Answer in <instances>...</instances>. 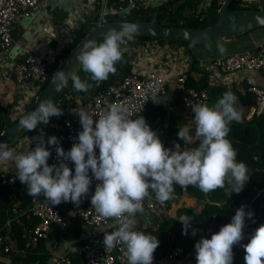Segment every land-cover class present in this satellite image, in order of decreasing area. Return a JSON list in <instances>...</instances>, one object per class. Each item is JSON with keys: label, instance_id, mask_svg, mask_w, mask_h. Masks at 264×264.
<instances>
[{"label": "clouds", "instance_id": "obj_1", "mask_svg": "<svg viewBox=\"0 0 264 264\" xmlns=\"http://www.w3.org/2000/svg\"><path fill=\"white\" fill-rule=\"evenodd\" d=\"M137 31V26L129 23L119 30L109 29L102 41L86 39L76 57L78 67L67 72L57 71L53 81L66 87L71 79L76 91L87 92L91 85L81 79L78 70L89 74L97 84L107 80L117 71L116 63L123 59L121 46L125 39L133 40ZM217 48L221 54L226 52L223 44L218 43ZM151 100L159 102L155 97ZM236 104L237 97L229 90L214 105H190L199 144L187 147L193 142L192 126L180 125L177 136L185 147L175 143L174 150L165 148L143 115L132 118L124 104H109L100 114L89 113L79 106L74 113L82 130L70 150L66 151L55 135L47 139L41 136L34 148L30 145L19 153L7 142H0V167L3 162L11 161L17 169L12 182L18 178L27 186L28 195L33 198L43 195L52 205L69 201L78 205L89 195L94 177L99 183L91 194V204L114 225L112 232L103 231L106 248L122 245L124 264H153L160 241L156 235L135 228L136 214L143 213V201L149 197V189L164 203L173 198L174 185L185 190L192 185L205 195L224 189L232 196L240 193L248 182V167L245 162L237 161V151L227 138L230 123L242 122V109ZM62 114L63 109L52 99H44L19 119V126L31 132L38 124L47 125L51 117ZM49 145L55 147L58 164H49ZM68 161L74 164V174ZM208 203L222 206L211 200ZM253 216L242 205L218 232L198 240L196 264H233V248L244 239L246 217ZM178 220L183 225L182 234L187 235L193 217L184 214ZM197 231L193 228L192 235ZM242 247L245 264H264V223L250 234Z\"/></svg>", "mask_w": 264, "mask_h": 264}, {"label": "crops", "instance_id": "obj_2", "mask_svg": "<svg viewBox=\"0 0 264 264\" xmlns=\"http://www.w3.org/2000/svg\"><path fill=\"white\" fill-rule=\"evenodd\" d=\"M165 1L166 0L156 2L155 7L164 4ZM206 1L208 0H198L197 6ZM90 3H92V9L89 14L84 15L82 23L95 13H97L99 17V14L103 9L106 10L107 13L124 12L130 17L133 10L139 9L140 7H143L144 9L148 8H145L139 3L134 4L132 1L129 2L128 0H44L40 3L37 12L12 25L11 35L13 43L9 51L2 53V57L6 60L14 56V59L19 61L24 57L26 51L30 49L34 39L43 27L58 28L70 13L75 14L73 17H76L79 14V10L83 6L90 5ZM212 3L216 4V2L212 0L207 6ZM239 5L246 9L264 10V0H239ZM218 43L224 45L226 49L224 54L219 52L217 48ZM262 43H264V27L244 33L237 37L222 38L208 43H193L190 47H185L177 41H170L167 39L148 38L140 40L137 43L125 39V45L123 48L135 53V59L131 71H137L139 74L157 71L162 74L166 80L164 93L156 98L159 102L153 100L150 101L148 107L151 108L148 109L147 107V110L144 111V113L151 112L150 116L161 110H164V114L157 117L153 122H149L148 116H145L147 123L157 133L161 140H166L171 121H178L176 124V127L178 128L180 125H191L192 129L195 127L193 118L194 113L192 109L184 107L181 100L171 103L176 89H181L183 92V86L178 83L177 75L178 73L184 72L190 74L195 80L199 79L201 76L205 77L208 83L206 91L209 97V105H214L217 102V94L213 91L215 87H221L219 92L221 96L226 91H232L237 97L236 107L242 109V118H245V114L249 110L245 104L252 103L253 101V94L249 92L248 88L252 84H255L264 91V73L257 70L246 69H241L236 72H221L213 66L211 61L216 57L254 50ZM190 52L195 59L191 70H189ZM20 93L21 89L18 88L15 80H6L1 79L0 77V105H6L5 108L0 106V126L5 125V122H7L3 112L8 105L17 104V102L21 100L22 97L18 100H14V98L18 97ZM66 96L69 95L66 94ZM82 99H84L85 104L82 103ZM91 99L92 98H89L88 94H84V96L81 94L74 95L73 101H68L64 104L63 112L65 114L63 117L76 116L74 109L80 106L85 110ZM154 104L155 106L152 107ZM144 113H141L138 116H144ZM26 135L27 134H24L17 143L11 147V149L19 153L24 151L30 145L34 148L39 137L43 136L44 139H47L51 136L43 127H40L28 136ZM192 135L194 142L197 139V137H195V128ZM16 174L17 169L11 161L3 162L2 167H0V179L3 184L12 190L13 198L22 195L25 190V187H22L18 178L15 179V182H12L13 178L16 177ZM208 201L207 197L199 200L190 196L187 192H183L181 195L173 193V198L170 199L168 204H166V210L164 213H159L156 207H153V209L143 208V213H137L136 218L138 222L135 225V228L141 227L154 229L161 220L176 217L177 209L180 207H186L194 212H201ZM19 206L20 201H17L12 206L19 212L16 217H13L11 207L6 220L0 228L4 234L5 243L10 247L9 252L3 253L1 264H23L22 258L26 255L28 249L39 250L40 255L43 253L46 255L47 264H55L57 257L64 253V251L70 250L71 255L72 253H79L78 248L86 238L95 234H100L103 231H108L110 228L90 227L81 222L82 231L80 235L74 239H66L64 233H66L68 224L77 216L75 215L73 206H68L61 202V207H59L62 209V213L68 222L66 228L63 229L58 225L53 224L49 236L44 239H38L37 242L32 240V228L31 230L29 229L31 222H33V220L36 221V219L31 215L28 209L19 211ZM27 210L28 218H23L21 215ZM66 241H68V243L65 245L64 243ZM240 250L241 249H237L235 251L239 252ZM38 263L39 262H34L31 264ZM123 263L124 259L116 261V264ZM153 264H192V262L187 256L174 260H168L164 257L159 260L153 259Z\"/></svg>", "mask_w": 264, "mask_h": 264}, {"label": "built area", "instance_id": "obj_3", "mask_svg": "<svg viewBox=\"0 0 264 264\" xmlns=\"http://www.w3.org/2000/svg\"><path fill=\"white\" fill-rule=\"evenodd\" d=\"M42 1L44 0H0V77L1 79L15 80L18 88L23 93L21 100L17 104L8 105L3 112L4 117L8 121H15L21 118L31 101L38 98L43 81L64 60L62 56L63 51L73 43L74 32L82 24L84 15L89 14L92 9V3H90V5L83 6L76 17H73L75 14L70 13L58 28L43 27L44 30L42 29L37 34L30 49L26 51L22 59L16 61L14 56H12V58L4 60L2 53L9 51L13 43L11 35L12 25L37 12ZM128 1H132L134 4L139 3L146 8L156 6V2H162L163 0ZM211 1L208 0L203 4H198V10H202ZM214 1L219 11L227 0ZM106 13L107 11L103 9L99 14L97 22L104 21V14ZM211 62L221 72H236L241 69H246L264 73V43L260 44L254 50L216 57ZM186 77V72L178 73V83L183 86ZM165 86V78L157 71H150L143 74L134 71L122 80L107 85L98 95L92 97L85 111L100 114L107 105L117 103L126 105L132 118H136L139 114L146 111L153 97L157 98L164 93ZM248 90L253 94V104L245 114V119L258 116L264 110V91L255 84L249 86ZM110 97H112V100H110ZM208 98L206 90L184 87L181 102L184 107L192 109L190 105L208 103ZM0 106H3L2 108L6 107V105ZM96 118L94 117V119ZM81 130L82 126L79 123V117L77 115L74 117L65 116L61 119V126L59 125L58 132L55 136L60 139L61 145L67 151L76 142L78 133ZM175 143H180L182 148L185 147L184 142L174 141L171 144L173 150ZM49 147L51 149L49 164H58L59 159L55 147L51 145ZM187 147L194 148L195 146L190 144ZM97 154H99V149H97ZM68 163L73 168L74 174V164L71 161H68ZM97 183L99 181L93 177L89 195L82 198L78 205L71 201L63 203L68 206H73L75 215L83 224L90 227H110L106 232H112L114 230L113 221L100 215L91 204L90 197L94 193ZM149 193V197H146L143 201V208L153 209V207H156L159 213H164L166 210V202L161 203L158 201L155 193L151 189H149ZM28 210L36 219L31 230L33 241L47 238L53 224L63 229L67 226L68 222L61 208L58 205H52L43 195L35 198L31 197L28 203ZM12 214L13 217L19 214L15 207H12ZM255 229L253 223L246 217L244 237L250 236ZM9 250L10 247L5 243L4 234L0 230V264L2 263L3 253L9 252ZM78 251L81 255L80 260H74L71 257L70 250H66L57 257L55 264H116L117 260L125 259V250L122 245L117 244L113 248H106L104 244V232L86 238L78 248ZM233 252L236 251L233 250ZM186 256L190 258L192 264H196L195 250L191 253L185 252L182 247H171L165 258L174 260Z\"/></svg>", "mask_w": 264, "mask_h": 264}, {"label": "trees", "instance_id": "obj_4", "mask_svg": "<svg viewBox=\"0 0 264 264\" xmlns=\"http://www.w3.org/2000/svg\"><path fill=\"white\" fill-rule=\"evenodd\" d=\"M197 3L198 0H166L164 4H161L157 7L153 6L146 9L140 7L139 9L133 10V13L129 19L142 21L153 20L168 26L177 25L195 28L206 27L213 24L219 13L217 4L212 3L211 5L204 7L202 10H198ZM228 7L230 10L246 9L245 7L239 5V0H231ZM97 18L98 14L95 13L76 29L74 32L73 43L65 51H63V58H65L69 49L75 45V43L84 35V33L96 25ZM148 38L163 39L159 37L135 35L131 42L137 43L140 40ZM102 40L103 37L97 39L98 42ZM177 42L184 45L185 47H190L193 44L186 40H179ZM124 45L125 44L123 43L121 46L123 49V59L116 63L117 71L115 74H110L107 80L97 84V82L90 79L89 74L78 70V74L81 76V79L86 80L91 85L88 91H76L73 88L71 79H69L68 85L66 87L61 85L57 89L53 102L63 109V106L66 102L73 101L74 95L81 94L84 96V94H88L89 98H92L98 95L107 85L114 84L129 75L132 72L131 70L133 61L135 59V53L130 50H125L123 48ZM189 56V70H191L195 59L191 52L189 53ZM207 84V80L204 76H201L199 79L195 80L190 74L187 73L183 88L192 87L197 90H206L208 87ZM220 90L221 87H215L213 89V91H215L217 94V100L221 97V94L219 93ZM66 94L69 96H66ZM181 95L182 90L176 89L171 103L181 100ZM252 103H247L245 106L249 108ZM153 106H155V104L152 105V107ZM149 108L151 107H148V109ZM64 114L65 113L63 112V114L59 117H51L47 125L41 123L40 126L33 131L43 127L51 136L56 135L59 125L61 126L60 119L64 116ZM150 114L151 112H146L144 113V117L148 116L149 122H153V120H155L157 117L164 114V110L154 113L151 116ZM18 120L19 119L15 121ZM15 121L7 120L5 125L0 126V134L4 131L6 125L12 124ZM177 122L178 121L170 122L168 136L166 140H161L165 148H170L174 141L184 142L177 136L179 131V128L176 127ZM194 128L195 127H193L192 132H194ZM229 128L230 131L227 138L231 141L233 147L237 151L236 159L237 161L245 162L248 167V174L250 178L244 189L238 194L233 193L232 196L226 194L224 189H217L214 192L205 195L198 188H195L192 185H189L186 190L179 185H174V194L176 195H181L183 192H187L190 196L196 199L201 200L207 197L208 200L220 202L222 206L216 207L212 203H206L201 212H194L186 207H180L177 209L176 217L161 220L154 229L141 227L136 228V230L150 233L158 237L160 243L154 252V259L159 260L164 258L171 247H182L185 252H193L195 250V243L198 240L206 236L210 238L212 233L218 232L221 226L231 221L235 211L242 205L246 206V211L250 210L254 213V216L249 219V221L253 223L255 228H257L261 223H264V111L260 115L251 119L242 118V122L239 123L232 121L229 125ZM198 144L199 138H197L192 143V145L195 147H197ZM20 184L22 187H25V190L22 195H18L17 197L13 198L12 190L3 184L2 180L0 179V228L2 227L3 222L6 220L9 210L17 201H20V206L18 207L19 211L28 209V201L31 196L28 195L27 186L21 182ZM169 201L170 200L166 201V204H168ZM60 204H58V206H60ZM27 213L28 210L23 212L21 216L23 218H28ZM184 214L193 217V220L191 221V227L189 228L187 235L182 234L183 225L182 222L178 220V218ZM34 224L35 220L31 222L29 227L30 230ZM193 228L198 230L195 236L192 235ZM81 231L82 223L79 218L75 217L69 222L64 236L69 240L74 239L80 235ZM248 239L249 236L244 237V239L241 241V244L234 246L233 250H241L239 252H234L233 264H245V261H243L245 252L242 245L247 243ZM71 257L74 260L81 259V255L78 252L72 253ZM22 261L23 264H31L34 262H39L38 264H47L46 255L44 253L40 255L39 250L36 249H28V252L22 258Z\"/></svg>", "mask_w": 264, "mask_h": 264}, {"label": "water", "instance_id": "obj_5", "mask_svg": "<svg viewBox=\"0 0 264 264\" xmlns=\"http://www.w3.org/2000/svg\"><path fill=\"white\" fill-rule=\"evenodd\" d=\"M230 2L231 0H227L222 5L213 24L198 28L177 25L168 26L153 20H132L124 12L104 14L105 20L97 22L94 27L85 32L75 45L69 49L64 60L48 74L41 85L38 98L31 101L21 118L29 111L34 110L44 99H54L57 89L62 85L57 84V81H53L54 74L59 70L67 72L78 67L76 57L83 42L89 38L97 40L104 37V34L109 29L119 30L123 24L131 23L138 28L135 35L159 37L172 41L186 40L190 43H194V41H196L195 43H208L222 38L237 37L264 27V10H230L228 7ZM110 100H112V97H110ZM20 120L6 125L4 131L0 134V142H7L11 148L24 134L28 133L26 129L19 126Z\"/></svg>", "mask_w": 264, "mask_h": 264}, {"label": "rangeland", "instance_id": "obj_6", "mask_svg": "<svg viewBox=\"0 0 264 264\" xmlns=\"http://www.w3.org/2000/svg\"><path fill=\"white\" fill-rule=\"evenodd\" d=\"M96 24H97V23H96ZM22 95H23V93L21 92L20 95H19L18 97H15V98H14V100H18L20 97H22ZM82 103L85 104L84 99H82ZM19 119H20V118H19ZM9 121H11V120H9ZM33 132H34V131H31V132L26 133V134H27L26 136L30 135V134L33 133Z\"/></svg>", "mask_w": 264, "mask_h": 264}]
</instances>
